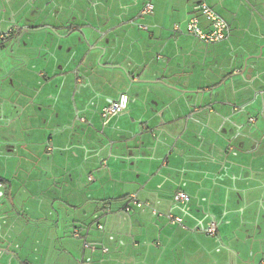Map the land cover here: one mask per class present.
I'll return each instance as SVG.
<instances>
[{
  "label": "crops",
  "instance_id": "1",
  "mask_svg": "<svg viewBox=\"0 0 264 264\" xmlns=\"http://www.w3.org/2000/svg\"><path fill=\"white\" fill-rule=\"evenodd\" d=\"M201 2L226 41L186 32ZM0 25L17 53L0 60V264H264V0H2Z\"/></svg>",
  "mask_w": 264,
  "mask_h": 264
},
{
  "label": "built area",
  "instance_id": "2",
  "mask_svg": "<svg viewBox=\"0 0 264 264\" xmlns=\"http://www.w3.org/2000/svg\"><path fill=\"white\" fill-rule=\"evenodd\" d=\"M196 9L199 16L203 17L207 21L209 26L207 29H205L204 27L201 26L199 16L193 17L192 19L189 20V22L186 24L185 27L188 35L206 44L222 43L229 38L230 35L229 23L223 17H221L213 8H211L206 2H201ZM153 12H154L153 3L148 2L145 4L144 9L142 10L140 15L142 17L146 15H152ZM141 28L147 30V27L141 26ZM174 31L180 32L181 26L178 24L175 25ZM129 105H130L129 95L127 93H122L116 100L111 101L101 109L100 116L104 121V123L108 124L114 118L120 116L125 111H127ZM190 201H191L190 195L184 191H178L173 196V202L176 204L187 205L190 203ZM131 203L134 206H138V207L142 206V203L137 199L136 196L131 197ZM124 211L128 214L131 212L130 204L124 209ZM154 212L155 214L158 213L157 211ZM167 217L173 223H179L180 225L185 227L183 218L177 217L172 214H169ZM98 229L103 230L104 227L99 224ZM206 231L209 235L212 236L215 235L216 234L215 224L209 226V228ZM73 236L75 238H80L81 237L80 231L75 230ZM84 247L86 249H93V250L96 249L95 246L87 242L85 243ZM101 250L104 254L109 253V249L106 247H103ZM85 261L89 263L91 262V259H87Z\"/></svg>",
  "mask_w": 264,
  "mask_h": 264
},
{
  "label": "rangeland",
  "instance_id": "3",
  "mask_svg": "<svg viewBox=\"0 0 264 264\" xmlns=\"http://www.w3.org/2000/svg\"><path fill=\"white\" fill-rule=\"evenodd\" d=\"M0 2H2V0H0ZM32 3H34V2H32ZM8 30H9L8 26H6V25H4V26L3 25H0V38H1V35L7 34L8 33ZM12 42H14L13 39L12 40H6V43L4 44L6 47L5 48L0 47V60L3 59V58L4 59H8V57H11V58H15L16 57V55H17L16 49L13 52V50H12V46H13L12 45ZM0 44H2V40L1 39H0ZM13 53H15V57L13 56ZM102 55H103V53H102ZM102 55H101V57H102ZM101 57L98 58V62H97V65L99 67H101L102 64H103V62H100ZM4 69L5 68H1V61H0V78H3L2 77V74H4V72H5ZM8 88L10 89V87H8ZM0 102H4V101L2 100ZM0 131H1V129H0ZM11 133H13L15 135L16 134V130H14L13 128L4 129V131L0 134L1 135V141L2 142L9 141L8 139L4 138V135H8L9 136ZM12 137H13L14 140H18V138L16 136H12ZM0 165H1V163H0ZM84 180L87 183V179L85 178Z\"/></svg>",
  "mask_w": 264,
  "mask_h": 264
},
{
  "label": "trees",
  "instance_id": "4",
  "mask_svg": "<svg viewBox=\"0 0 264 264\" xmlns=\"http://www.w3.org/2000/svg\"><path fill=\"white\" fill-rule=\"evenodd\" d=\"M15 33H16V34H15ZM15 33H14V34H15L14 38H18V34H19V33H18V32H15ZM19 36H20V35H19ZM80 238H81V237H80ZM85 243H86V242H85ZM83 262H86V261L83 260Z\"/></svg>",
  "mask_w": 264,
  "mask_h": 264
},
{
  "label": "flooded vegetation",
  "instance_id": "5",
  "mask_svg": "<svg viewBox=\"0 0 264 264\" xmlns=\"http://www.w3.org/2000/svg\"><path fill=\"white\" fill-rule=\"evenodd\" d=\"M16 29H18V28H16ZM19 30V29H18ZM11 33H13V30H11ZM13 37V36H12Z\"/></svg>",
  "mask_w": 264,
  "mask_h": 264
}]
</instances>
